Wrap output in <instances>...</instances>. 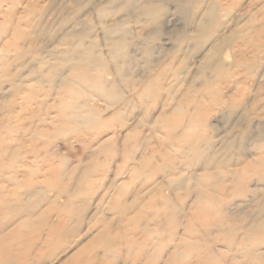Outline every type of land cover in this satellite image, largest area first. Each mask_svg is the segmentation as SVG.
<instances>
[{
    "label": "rangeland",
    "instance_id": "obj_1",
    "mask_svg": "<svg viewBox=\"0 0 264 264\" xmlns=\"http://www.w3.org/2000/svg\"><path fill=\"white\" fill-rule=\"evenodd\" d=\"M110 1L0 0V264H264V109L233 111L229 48L224 73L196 78L213 42L199 44L185 67L196 37L187 10L217 8L229 31L232 2L162 0L166 16L154 35L141 14L147 0L126 7L132 18ZM238 2L240 23L249 13L245 21L264 23V0ZM106 6L111 14L101 17ZM124 17L133 63L112 107L88 85L115 80L106 39L117 35L105 26ZM87 27L98 64L53 80L48 60L72 51L62 39ZM75 44L83 46L73 53L89 60V41ZM252 54L256 67L253 60L242 73L248 101L264 87V42ZM64 104L93 120L75 125ZM245 129L248 156L226 153V141L240 144ZM101 236L106 242L95 245Z\"/></svg>",
    "mask_w": 264,
    "mask_h": 264
},
{
    "label": "bare ground",
    "instance_id": "obj_2",
    "mask_svg": "<svg viewBox=\"0 0 264 264\" xmlns=\"http://www.w3.org/2000/svg\"><path fill=\"white\" fill-rule=\"evenodd\" d=\"M118 1L123 3L122 7H123V10H125L126 12H129L127 10H129L135 4L138 5V3L140 2L139 0H111L110 2H108V4H110V5L115 4ZM184 1L191 4L194 1H199V0H184ZM230 2H232V3L228 6L229 11H228L227 16H228V18H230V21H231V23H233V26L230 25L229 31L226 30L228 23L226 24L221 20L222 18L220 19V13H219V10H217V8H216V10H215V8L214 9L209 8L207 10H206V8H204L201 11V13H198L197 11L190 13V10H189V12L187 10L188 19H190L189 18V15H190L192 22L195 23L193 29H191V30L193 31L192 34H195L196 37L194 36L195 38H194V41L192 42V44L194 43L193 47H192V52L186 58L187 64H185V67L187 65H190L189 62L192 61V59H194L195 54L198 53V51H199L198 49L200 48L199 44H204L206 46V43L213 42L212 47L209 50L207 57L205 58L204 62H202V64L200 66H198V68H197L196 78H200V79L206 78L208 70H212L216 74L224 73L225 72V66H224V63H222L221 56H222L225 48H227V49L229 48L231 63L228 65L226 70H228V73H230V84L232 83L234 85V87L236 88L235 90H232L230 92L231 100L234 104L233 105L234 106L233 111L234 110L236 111L237 108H241V105H243L245 108L244 109L245 114H250V113L254 112L255 110H259L260 108L264 109V98L262 97V94L264 95V92L262 93V91H264V87L261 86L262 88L260 90H258L259 91L258 95H256L255 98L252 99L253 101L252 100L248 101L249 99H246V97H251V91L249 90V88L244 87L247 84L248 77H244V79H243L242 73L244 72L243 70H245V69L247 70L248 63L253 61V60H255V63L252 65H249L248 67L249 68H250V66L253 68L256 67V64L258 61L255 58V56H253L252 53L255 52V50H257V52H258L262 42H264V23L260 22L261 24L257 25L255 23L254 24L251 23L252 19L249 21H245V19L247 17L250 18V13L247 14L248 16L246 15L247 17L246 18L244 17V19L240 23L239 19L236 18L237 12L239 11L238 7L240 6V4H239L240 2H238V0H235V1L230 0ZM196 3H198L197 4L198 6H203V0H200L199 2H195V4ZM124 5H125V8H124ZM126 7H130V8L126 9ZM256 7H258V15L260 16L263 12V9H262V7L259 8V5H257ZM109 10H110V8H108V6L100 8L99 15L101 17L109 16L111 14L109 12ZM165 11L166 10H165L164 5L162 4V0H147L144 4L143 12L141 14L145 15L148 18V21H150L152 23L154 35L158 34L160 32V30H162V27H163L162 21H163V18L166 16ZM136 13H134L133 11H130L129 13H126V14H127V17L132 18L133 15ZM78 25H82V24L78 23ZM127 27H128V19L127 18L125 19V17L121 20L114 21L111 25L108 24L105 26L107 34L110 31L111 34L117 35L114 39H110V40L106 39V41H108L106 43V46L109 47V50H110L109 52H110V55H111L112 60H113V66L115 67L113 70L114 71L113 76H114L115 80L110 82V83L106 81V83L100 82L97 84V82H96V84L94 86L88 85V87L94 88L95 92H97L101 97H104L105 99L109 100L110 101L109 103L111 104L112 107L117 105V103H118L114 99L115 94H116V90H118L116 82H117V80H122L125 77H129V73L124 69V66H125V64H127L129 66V65H132V63H133V59H131V57L129 55V53L131 51L129 53H127V48L129 47V43L126 39V37L128 35V32L126 31ZM187 28L188 27H186V29ZM91 30H92L91 27H87L86 29L79 31L78 32L79 34L76 32L77 36H75L76 33H73L72 38H70V36H65L62 39V42L64 44L69 45V47L72 48V51H66V52L59 51V52H57V53H60L59 55H61V56L56 55V57H55L56 62L55 63H54V61L48 60V62L52 65V66H48V67L51 71L50 75L53 78V80L60 78V76L63 75V71H65V70L71 69V71H74V69H76V67H78V66H84V65L94 66V65L98 64L99 59L95 58V51H94V49H96V46H98V43H97V41H94V39H92L91 35L89 34V32ZM247 31L253 32V35L250 39L249 38L247 39V35L244 36V38L241 36V33H246ZM67 34H69V33H67ZM74 40H76V41H83V40L89 41L90 44H87V45L84 44V47H85V50L87 51L89 60L87 57L84 58L82 55L78 58L79 53H75V54L73 53L75 46H77V47L83 46V44H75L76 41H74ZM249 43H251L250 46L248 45ZM204 45H202V46H204ZM259 53H262V51ZM242 62L245 63V66H243ZM259 64L260 65L262 64L261 59H259ZM100 67H102V68L106 67V59L102 61V63L100 64ZM239 67H242L244 69H238ZM253 68H251V71L253 70ZM168 72H170V70H168ZM173 74H174V71L171 72L172 76H173ZM180 74H181V72H179V74H177V76ZM79 79H80V77H79ZM81 80H84L85 82H87L86 78H84V77ZM37 81H39V80L36 78L35 82H37ZM77 81L78 80L73 81L71 84V87H74V85ZM69 84H70V80H67L64 82V85H66V86H69ZM242 89H244V90H242ZM159 90L160 89H158L157 91H159ZM81 92H83V91L81 90ZM81 92L78 90V93H81ZM121 94H122L121 89L119 87V94H117V95L121 96ZM237 105H239V107ZM63 106L66 109V115H71L74 119V121L72 120V122L73 123L75 122V125H77V126L88 124L93 120V118L90 116V114L92 116H94V114L92 112H90L89 110H83L82 111V108L77 107V104L74 105L72 112H68V108L65 106V104ZM178 107L179 108L177 109V111H180L182 108L179 105H178ZM167 117H169V116H167ZM167 117L165 116L164 118H167ZM247 122H248V120H247ZM248 130L245 129L243 131L240 144H238V145L236 143L234 144L230 140L226 141V148H225V149H227L226 153H231L232 148H235L240 152V155L242 158L244 156L245 157L248 156V154L245 153L246 146H247L245 144V141L249 140L248 133L250 134V132ZM260 131L264 132L263 129H260ZM258 162H264V156H258ZM16 205L21 206L22 208L27 207L26 202H24V201H21V202L17 203ZM261 208L263 210L264 205L261 206L260 209ZM33 209H34V206H31V210H33ZM2 213L6 214V212L3 210H2ZM39 219H40V217H39ZM258 221H260V220H255V223L252 226L253 228H255V227L259 228L261 226ZM22 223H23V221H22ZM261 223L264 224V222H261ZM40 224H41V222H40ZM3 230H4V227L2 226L1 231H3ZM105 242L106 241H104V239L102 237H98L93 241V243L95 245H100V246L103 245V243H105ZM89 249H90V247H89ZM71 259H73V261H74L76 259V257L73 256ZM74 262L76 263L77 261H74Z\"/></svg>",
    "mask_w": 264,
    "mask_h": 264
},
{
    "label": "crops",
    "instance_id": "obj_3",
    "mask_svg": "<svg viewBox=\"0 0 264 264\" xmlns=\"http://www.w3.org/2000/svg\"><path fill=\"white\" fill-rule=\"evenodd\" d=\"M102 237V236H101ZM103 238V237H102Z\"/></svg>",
    "mask_w": 264,
    "mask_h": 264
}]
</instances>
